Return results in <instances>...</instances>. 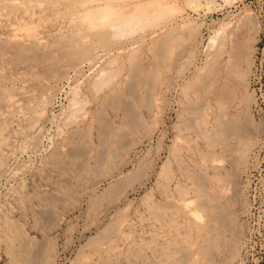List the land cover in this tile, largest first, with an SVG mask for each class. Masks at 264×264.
<instances>
[{"label":"rangeland","instance_id":"374dc122","mask_svg":"<svg viewBox=\"0 0 264 264\" xmlns=\"http://www.w3.org/2000/svg\"><path fill=\"white\" fill-rule=\"evenodd\" d=\"M143 6L147 8L142 10ZM133 7L147 11L145 16L151 12V16L141 26L127 27L133 30L122 31L125 34L110 25L104 30L85 29L93 15H105L103 19L107 20L114 17L113 13H126ZM249 24L251 29L254 24L257 29L260 27L257 49H250L252 73L247 76V92L253 101L243 107L233 105L228 113H237L235 116L240 119L237 115L248 112L250 118L241 132H247L245 138L250 146L245 153L235 151L232 164L229 158L236 143L220 142L216 137L209 144L199 135V130L213 135L217 128L210 96L204 97L203 121L198 120L195 128L182 127L185 113L191 114L182 111V104L192 94L181 88L204 62L206 43L218 29L244 36L243 30ZM159 34L172 35L176 41L173 60L170 65L159 62L162 81L156 86V97H150V103L147 97L143 103L146 96L141 92L142 103L138 101L142 105L134 101L132 111L141 126L122 128L127 114L111 102L106 92L117 87L114 91H121L120 82L128 74V54ZM96 54L99 58L104 55L97 59V73L87 67L76 68ZM111 62L118 66H110ZM121 66V70L116 69ZM110 72L122 76V80L117 75L111 77ZM101 73H107L103 75L108 78ZM100 75V83L91 78L98 79ZM91 80L98 86H88V82L92 85ZM101 82L104 86L100 92ZM102 96L108 103L99 99ZM122 97L127 103L133 102L130 95ZM71 98L75 108L71 107ZM97 106L103 109V117L111 126L128 134L122 145L113 150L110 160L104 159L102 167L96 166L92 174L87 168L95 167L94 155L100 147L94 121ZM80 127L90 132L88 145L83 143L84 138L78 139V134H71ZM69 134L73 142L80 140L79 143L68 146L64 141L70 138ZM177 136L188 140L185 142L190 150L183 154L187 170L171 159ZM71 145L89 152L85 160L88 167L82 172L75 166L80 161L67 156ZM209 149L214 152L210 158ZM163 165L174 173L173 178L176 175L173 185L179 184L177 187L172 186L173 181L165 187L168 181L160 175ZM195 173L205 178L209 196L222 195V206L233 210L232 231L213 235L216 241L220 237L233 242L230 245L220 239L218 253L227 256L220 264H264V0H0V264H32L30 255L39 245L44 251L35 264H173L166 253L171 250L170 245L198 238L194 226L189 224L198 202L191 183ZM164 200L170 203L169 207L179 206L178 210L164 207ZM155 204L160 210L156 212L158 216L149 210ZM100 234L109 237L100 238L93 247L88 244L90 238ZM102 241H108V246L103 247Z\"/></svg>","mask_w":264,"mask_h":264},{"label":"bare ground","instance_id":"6f19581e","mask_svg":"<svg viewBox=\"0 0 264 264\" xmlns=\"http://www.w3.org/2000/svg\"><path fill=\"white\" fill-rule=\"evenodd\" d=\"M149 2V1H147ZM150 3V2H149ZM157 4V3H156ZM132 5V4H131ZM144 5V3H143ZM150 5V4H149ZM134 6V4H133ZM136 6V5H135ZM140 6V5H138ZM153 6V5H152ZM131 7V6H130ZM144 7V6H143ZM142 7V10L146 9L145 7L143 8ZM163 7V6H162ZM134 8V7H133ZM133 8L131 10H128L126 13L123 11H118L116 13H113V16L112 18L110 19H103V16L105 15H102L101 14L99 15L98 17V14H96L97 16L94 17H89V19L87 20L85 26H86V30L90 31L92 29H100V30H104L106 27L108 28V26L110 25L111 26H114L117 30L119 29L120 30V33H124L125 30L127 29V27H129L130 25H132L133 29L135 28V24L136 25H143L144 23H142L143 21L147 20L146 18L149 17V15L151 14V12L148 14V16H145L146 12H143L137 8H134L136 10H133ZM113 9V8H111ZM110 9V11H112ZM148 9L151 10V8L148 7ZM155 9V8H154ZM123 10V9H122ZM140 12H139V11ZM149 10V11H150ZM108 12V10H107ZM105 13V12H104ZM111 14V13H110ZM107 15V13H106ZM108 16V15H107ZM151 16V15H150ZM81 18V17H80ZM85 18V17H83ZM150 19V18H149ZM85 20V19H83ZM81 23V21H80ZM83 23V22H82ZM242 23V21H241ZM240 23V24H241ZM244 24V23H243ZM80 25V24H79ZM140 25V26H141ZM83 26V27H85ZM239 26V25H238ZM138 27V26H137ZM136 27V28H137ZM113 28V27H112ZM130 30H133L131 28H129ZM127 29V30H129ZM142 29V28H141ZM238 29V28H236ZM114 30V29H113ZM81 32V30H79ZM118 31V30H117ZM124 31V32H122ZM244 31V30H243ZM114 32V31H113ZM76 33V32H75ZM79 34V33H78ZM77 34V35H78ZM81 34V33H80ZM79 34V36H80ZM84 34V32H83ZM86 34V33H85ZM125 34V33H124ZM127 34V33H126ZM231 35L228 34V31H226V28H220L216 31V33H214L213 36H211L208 40V42L206 43V50L204 52V62L201 63L202 65L200 67H197L195 68V71L193 74V76L191 77V79H189L188 81H186V83H184V86L181 88V91L184 92V93H191L192 94V98L189 97V99H187V101H184L183 104H182V111H191V114H186L184 115V119H183V124H182V127L184 126V128H186V130L190 129L191 128H195L196 125V122H198V120H202V116H203V104H204V97H207V96H210V99L209 101H211L212 105L213 106V110L212 111L214 113V123L217 128L215 129V133L212 135H207L208 133H204V132H201V130H199V135L201 137V139L203 140H209V144H211L210 142H214V139L217 137L220 142L221 140H223L222 142L226 141V142H231L232 141V144L236 143L233 147V150H232V154L230 155V157L233 155V153L235 151H241V152H247L246 150H248L250 144L247 142L249 140H246L245 137V134L247 135V132H244V135L243 133L241 132V129H242V125H244V123L248 120V118H250L248 112L245 111V113L241 115H237L239 118H237L235 115L237 114H234L231 115L230 113H228L229 111V108L233 105L235 106H241L243 104H248L250 102L253 101V97H251L250 95V92H247V83H248V75L252 73V70H251V59L250 57V52L251 50L250 49H253L252 46L251 47H248L249 44H248V41L245 37V35H241L240 33H233ZM85 36V35H84ZM88 36V35H86ZM151 37V36H150ZM86 38V37H85ZM79 39V38H78ZM83 39V38H82ZM173 39V36L172 35H166V34H159V35H156L154 38H152L150 40L149 43H147L146 45L143 44V46L140 48V49H137V51L134 49V51L130 54H128L127 56V62H128V67H126L127 69V79L124 81V82H120V83H117L119 84L121 87H120V90L121 91H114L115 89H117V84L114 85L116 86L117 88H115L114 90H111L109 89V93L106 92V95L109 94V97H110V100L111 102H113L118 108L122 109L127 115V120L125 121V123L123 124L122 128L124 126H128L129 128H135V127H139L141 126V123H139V121H137L136 118H139L138 116L135 117V115L133 114L134 111H132V106L134 104V101H140L141 102V96L142 94H140L141 92L143 93L144 95V100H142V102L146 101V98L148 97V102L150 101V97H156V86H159L160 82L162 81L161 80V77H160V72L161 70L159 71V67H160V63L159 62H162L161 64L163 63H167L170 65V61L173 60V49L174 46H175V43L176 41L172 40ZM73 43H76L75 42V39L72 38ZM79 41V40H78ZM82 41V40H81ZM80 41V42H81ZM83 42V41H82ZM118 51V49H116ZM253 51V50H252ZM112 52V51H111ZM119 52V51H118ZM97 53V51H96ZM102 53V52H101ZM104 53V51H103ZM129 53V52H128ZM106 54V53H105ZM145 54V56L147 57H143V55ZM101 57L104 55H100ZM107 56V55H106ZM175 56V55H174ZM101 57L99 58L98 54L94 55V56H89L88 58H86L85 60H83L82 62H80L78 65L79 66H76V68L78 69H83V67H87L90 70V72L92 70H95L97 68H95L96 64H97V61L99 59H101ZM102 57V58H103ZM118 57V56H117ZM99 58V59H98ZM123 58V57H122ZM146 58V59H145ZM98 59V60H97ZM110 59H113V56H111ZM116 58H114L115 60ZM103 61V60H102ZM106 61V60H105ZM108 61V60H107ZM107 61L106 63L104 64L105 66H107ZM116 61V60H115ZM115 61H113L115 63ZM118 61V60H117ZM125 61V60H124ZM100 62V61H99ZM113 62L111 63H108L109 65H117V64H113ZM119 62V61H118ZM122 62V61H121ZM169 62V63H168ZM102 63V62H101ZM120 63V62H119ZM172 63V62H171ZM121 64V63H120ZM123 64V63H122ZM125 64V63H124ZM99 65V64H98ZM110 65V66H111ZM173 65V64H172ZM200 65V64H199ZM118 66V65H117ZM126 66V65H124ZM98 67V66H97ZM102 66L99 65L98 68H101ZM75 68V67H74ZM94 68V69H92ZM103 68V67H102ZM112 68V67H111ZM116 68V67H115ZM121 70L122 66L121 67H118L116 68L117 70ZM124 68V67H123ZM164 68V67H163ZM166 68V67H165ZM104 69V68H103ZM106 69V68H105ZM84 70V69H83ZM99 70V69H98ZM114 70V69H113ZM116 70V71H117ZM79 71V70H78ZM103 71V70H102ZM111 71V69H110ZM88 72V71H87ZM95 72L97 73L98 71L95 70ZM115 72V71H114ZM114 72H110L109 75H111V77L114 78L115 74ZM122 72V71H119V73ZM89 73V72H88ZM93 73V72H91ZM100 73V71H99ZM113 73V74H111ZM125 73V72H124ZM95 74V73H94ZM102 75L104 73H101ZM163 74V73H162ZM88 75V74H87ZM92 75V74H91ZM90 75V76H91ZM99 75V74H97ZM95 74V76H97ZM104 75H108L107 73L104 74ZM103 75V76H104ZM85 76V75H83ZM94 76V75H93ZM91 77V78H94V81H97L99 82L101 79L100 78H103V76H98V79H96L95 77ZM115 76L117 78H121L122 76ZM86 77V76H85ZM100 77V78H99ZM105 77V76H104ZM108 78V76H106ZM105 77V78H106ZM166 77V76H165ZM82 78V77H81ZM89 78V76H88ZM86 80V79H85ZM103 80V79H102ZM101 80V81H102ZM106 80V79H105ZM114 80V79H113ZM122 80V78H121ZM168 80V79H167ZM166 80V81H167ZM87 81H89L87 79ZM86 81V82H87ZM93 80H91L92 82ZM93 81L92 85H89L90 82H88V86H92L91 88H93L94 85H96V83ZM164 81V80H163ZM111 82V81H110ZM117 81H115L114 83H116ZM100 83V82H99ZM102 83V82H101ZM163 83V82H162ZM169 83V81H168ZM113 84V83H112ZM87 85V83H86ZM173 85V84H172ZM98 86V84L96 85ZM104 86L103 83L102 85L99 86L100 88V92H101V87ZM108 86V85H107ZM97 87H95L96 89ZM109 88V87H108ZM160 88V87H159ZM105 89V88H104ZM119 89V88H118ZM165 89V87L163 88ZM168 89V88H167ZM103 90V89H102ZM159 90V89H158ZM169 90V89H168ZM173 90V89H172ZM94 91H99L98 90H94ZM166 91V90H165ZM162 92V91H161ZM180 92V91H179ZM164 93V91H163ZM169 93H170V90H169ZM249 93V94H248ZM183 94V93H182ZM74 95V94H73ZM105 95V96H106ZM122 95H130V97L132 98L133 97V102L130 101V103H127L125 102L122 98ZM171 95V94H170ZM176 95V94H175ZM104 96V97H105ZM188 96V95H187ZM107 96V98H109ZM126 97V96H125ZM159 98L161 96H158ZM174 97V96H173ZM177 98V97H176ZM209 98V97H208ZM100 100L103 99V96L101 98H99ZM125 99V98H124ZM128 99V98H127ZM162 99L161 101H163V98H160ZM173 99V98H172ZM207 99V98H206ZM75 100V99H74ZM105 100H107V103H108V99H103V103L105 102ZM165 100V99H164ZM176 100V99H175ZM208 100V99H207ZM72 102V98L71 100H69ZM129 101V100H127ZM139 101L137 103H139ZM156 101V100H155ZM207 101V104L208 102ZM75 102V101H74ZM101 102V101H99ZM141 102V103H142ZM143 102V103H144ZM153 102V101H152ZM151 102V103H152ZM141 103H139L140 105H142ZM150 103V102H149ZM169 103V102H167ZM206 103V102H205ZM72 106L71 107H74L76 105L73 106V104H76V103H71ZM70 104V105H71ZM99 104V103H98ZM106 104V103H104ZM104 104H101V107L103 105L104 107ZM113 104V106H114ZM148 104V103H146ZM161 104V103H160ZM166 104V102H165ZM210 104V102H209ZM150 105V104H148ZM83 106V105H82ZM100 106V105H99ZM137 106L136 104L134 105V107ZM147 106V105H145ZM152 106V105H150ZM77 109L76 110H80L79 109V106L77 104ZM98 107V106H97ZM109 107V106H108ZM243 107V106H241ZM73 108V109H74ZM99 108V107H98ZM205 108L207 109V107L205 106ZM212 108V107H211ZM236 108V107H235ZM232 109V108H231ZM234 109V108H233ZM250 109V108H249ZM97 110V109H96ZM95 110V119L94 121L96 120L97 122V126H98V142H99V145H98V152L94 155V159H95V167H90V168H87L88 166L86 165L85 163V160L87 158V152L84 151V149H80L79 145H76V146H72L71 147V150H69V152L67 153V156L70 157L72 160H79L80 162L78 163V165H75L78 169V171H81V170H85L86 168L89 169L88 171L92 172V174H94V170L96 168V166L100 165L102 167V164L101 162L103 163L104 159L105 160H108L109 158H111L110 156L112 155L113 153V150L115 148H117V146H121L122 143H123V139L126 135V131H124V129L120 128H116L114 126H111L107 120L104 119L103 117V109L101 110V108H99L97 111ZM119 110V109H118ZM147 110V109H146ZM151 110V108H150ZM164 110V109H163ZM205 110V109H204ZM237 110V109H236ZM241 110V109H240ZM239 109L237 110L240 111ZM243 111L245 109H242ZM75 110H73L72 112H74ZM211 111V110H209ZM209 111H207L208 113H210ZM231 112V111H229ZM235 112V111H234ZM81 113V112H79ZM152 113V112H151ZM206 113V112H205ZM207 113V114H208ZM212 113V114H213ZM248 114V116L245 114ZM122 114V113H121ZM156 114V113H155ZM239 114V113H238ZM128 115H129V119H128ZM92 116V114H91ZM106 116V115H105ZM178 116V115H177ZM208 116V115H207ZM210 116V115H209ZM213 116V115H211ZM93 117V116H92ZM183 117V116H182ZM94 118V117H93ZM156 118V117H155ZM177 118V117H176ZM212 118V117H211ZM126 119V118H125ZM154 119V118H152ZM179 119V120H181ZM84 120V119H83ZM140 120V119H139ZM143 120V119H141ZM151 120V119H150ZM213 120V119H212ZM93 121V120H92ZM91 121V122H92ZM123 121V120H122ZM203 121V120H202ZM69 122V121H68ZM110 122V121H109ZM152 123L150 124H153V120L150 121ZM182 122V121H180ZM242 122V123H241ZM248 122V121H247ZM63 123V122H62ZM71 123V122H70ZM68 123V124H70ZM72 123H74L72 121ZM207 123V122H206ZM149 124V125H150ZM180 124V125H181ZM200 124V123H198ZM247 124V123H246ZM96 125V123H95ZM208 125H210V123H208ZM71 126V125H70ZM77 126V124H76ZM88 126V125H87ZM86 126V127H87ZM148 126V125H147ZM151 126V125H150ZM155 126V125H154ZM204 126V125H203ZM79 127V126H78ZM143 127V125H142ZM211 127V126H210ZM209 127V128H210ZM246 127V126H245ZM81 128V127H80ZM214 128V127H213ZM75 129V128H74ZM132 129V130H133ZM143 129V128H142ZM183 129V128H182ZM181 129V130H182ZM211 129V128H210ZM180 130V131H181ZM185 130V131H186ZM206 130V129H205ZM214 130V129H213ZM243 130H244V127H243ZM242 130V131H243ZM194 131V129H193ZM196 131V130H195ZM198 131V130H197ZM212 131V130H211ZM246 131V130H245ZM147 132V131H146ZM179 132V131H178ZM210 132V131H209ZM89 131L87 128L83 127L81 129H76V130H73L71 131V134H78L79 136L78 139L80 138H84L83 140V143L88 145V142L90 139L89 138ZM195 133V132H194ZM197 133V132H196ZM128 134V133H127ZM182 134V132L180 133ZM186 134V133H185ZM179 135V134H177ZM70 136V134H69ZM73 136V135H72ZM92 136V135H91ZM174 136V135H173ZM184 137V135H182ZM198 136V135H197ZM183 137H180V136H177L175 137V140H174V144H173V147H172V153L173 154V158L171 159H174V163L178 166H180L181 164L185 165L183 163V154H185L186 152H188V144L185 142V140H183ZM174 139V138H173ZM62 141V140H61ZM80 141V140H79ZM79 141H76V142H73V138L70 136V138H67L65 139L64 142L68 143V146L69 144H78ZM172 141V140H171ZM188 141V140H186ZM78 142V143H77ZM82 142V141H81ZM189 143V142H188ZM208 143V141H207ZM231 144V145H232ZM208 146V144H207ZM210 146V145H209ZM215 147V146H214ZM214 147H212V150H215L213 149ZM217 147V146H216ZM220 147V146H219ZM210 148V147H209ZM220 149V148H218ZM231 150V149H230ZM62 151V150H61ZM169 151V150H168ZM200 152V151H199ZM222 152V151H221ZM89 153V152H88ZM167 153V152H166ZM210 154L209 158L212 156V153L211 152V149H209V152ZM216 153V151H215ZM219 153V152H218ZM208 154V155H209ZM61 155V154H60ZM215 155V154H214ZM213 155V156H214ZM235 155L236 152H235ZM59 156V155H58ZM171 156V155H170ZM207 156V155H206ZM244 156V155H243ZM60 157V156H59ZM89 157V156H88ZM231 159V160H230ZM233 159H235V156L229 158V161L230 163L233 162ZM110 160V159H109ZM167 160V159H166ZM87 161V160H86ZM88 163V162H87ZM166 163V161H165ZM169 163V162H168ZM167 163V164H168ZM94 164V163H93ZM232 164H235L234 162ZM162 169H161V172H160V175L162 176V178H164V181H168V185L165 186V187H168L169 186V182H172V186L173 187H177L176 185L174 186L173 184H175V177L173 178V175L174 173L172 174V172H170L171 170H169L168 166L166 165H163L161 166ZM170 167V166H169ZM199 167V166H198ZM100 168V167H99ZM107 168V167H106ZM186 168V165L185 167ZM196 168V167H195ZM98 169V168H97ZM194 169V168H193ZM192 169V170H193ZM197 169V168H196ZM187 170V168L185 169ZM184 170V171H185ZM216 170V169H215ZM97 171V170H96ZM107 171V170H106ZM183 171V172H184ZM82 172V171H81ZM177 172V171H176ZM175 172V173H176ZM180 172V171H178ZM177 172V173H178ZM182 173V172H181ZM186 173V172H185ZM196 173H199V172H196ZM195 173V174H196ZM201 173V172H200ZM180 174V173H179ZM178 174V176H179ZM205 174V173H204ZM232 174V173H231ZM233 175V176H232ZM231 176L234 177V174H232ZM194 175L192 174V177ZM71 177V176H70ZM205 177V176H204ZM233 179V178H231ZM179 180V179H178ZM192 180V179H191ZM187 181V180H186ZM192 183V187L193 190H195V193L198 197V202H197V210L192 214V218L190 220L189 218V223L187 220L186 222H188L190 224V227L194 226L195 228V231L197 232L198 234V238H196L197 240H194V241H187L186 239L184 240H179V242H174L173 244L170 245V248L171 250L169 251H166L169 252V256H167L168 258H170V260L173 262V264H211L212 262H215V261H218L219 264L220 262L223 263L224 261H226V254H223V256H221L218 251H219V243L221 242L222 238L219 237V240H218V237H217V240L216 241L214 239V234L217 235H221L223 232H226V231H232V218L234 217L232 215V212L233 210H229L227 209L226 207L222 206L221 202L219 201V198L222 196H218L216 195V197L214 196H209L208 192L206 191V188L205 187V178H203L202 175L200 174H196L194 179H193V182ZM224 184V182H223ZM223 184H222V187H223ZM184 185V184H183ZM207 185V184H206ZM227 185V184H226ZM230 186H232L231 184H229ZM228 185V186H229ZM227 187H224V188H228ZM165 189V188H164ZM173 189V188H172ZM179 189V188H178ZM181 189V188H180ZM40 190V189H39ZM224 190V189H223ZM226 190V189H225ZM110 191V188L108 187L107 189V193ZM174 192H178L176 191L175 189H173ZM222 191V190H221ZM181 192V191H180ZM172 193V192H171ZM224 193V192H223ZM173 194V193H172ZM172 194H169V195H172ZM179 194V193H178ZM183 194V193H182ZM220 194V193H219ZM224 194H228V193H224ZM165 195V194H164ZM180 195V194H179ZM173 196V195H172ZM225 196V195H224ZM167 197V196H166ZM196 197V196H195ZM196 197V199H197ZM227 197V196H226ZM229 197V196H228ZM185 198V197H184ZM172 199V198H171ZM49 200V199H48ZM175 200V199H174ZM221 200V199H220ZM226 200V199H225ZM228 200V199H227ZM165 202V203H164ZM164 207H169L168 204H166L167 202L164 200ZM173 202V201H172ZM161 203V205H162ZM176 203V202H175ZM94 204V203H93ZM92 204V206H93ZM159 204V203H158ZM91 205V204H90ZM196 205V204H195ZM160 206V205H158ZM179 207V206H177ZM176 207V205H171L169 207V209H173V211H177L178 208ZM177 208V209H176ZM149 210H151V212L153 213V215H157V210L160 211L158 209V207L155 205H151V207H149ZM180 210V209H179ZM168 211V209H167ZM182 211V210H181ZM191 211V210H190ZM46 212V211H45ZM162 212V211H161ZM171 213V211H170ZM173 213V212H172ZM169 214V212H168ZM177 214V213H175ZM123 216V215H122ZM158 216V215H157ZM171 217V216H170ZM186 217H189V216H186ZM159 218V217H158ZM204 219L203 222H201L200 220L201 219ZM155 220V219H153ZM162 220V219H161ZM172 220V219H171ZM174 221V220H173ZM172 221V223H173ZM167 222V221H166ZM175 223V222H174ZM173 223V224H174ZM167 224V223H166ZM165 224V225H166ZM172 224V225H173ZM188 224V225H189ZM115 225V224H114ZM186 225V223H185ZM120 225L116 226V227H119ZM187 226V225H186ZM112 227V226H111ZM189 227V228H190ZM234 227V226H233ZM171 229V228H170ZM236 230V229H235ZM118 231V230H117ZM195 232V233H196ZM107 234V233H106ZM229 234V233H228ZM234 234V232H233ZM170 235V234H169ZM225 235V234H224ZM235 235V234H234ZM11 236V235H10ZM230 236V235H229ZM109 235H102L100 234L99 237H93V238H90L89 241H88V244H90L92 247L96 244V242L102 238V240H106L108 239ZM223 237V236H222ZM225 237V236H224ZM233 237V235H232ZM11 238V237H10ZM170 238V237H169ZM231 238V236H230ZM225 240V239H224ZM222 240V242L224 241ZM8 241V240H7ZM12 241V239L10 240ZM110 241V239H109ZM226 243H229L227 240H225ZM234 241V240H233ZM104 241L101 242V244H103ZM107 243H109L108 241H106ZM232 242V240H231ZM236 242V241H235ZM107 243H104L105 246L107 247L108 245H106ZM225 243V242H223ZM222 243V245H223ZM233 243V242H232ZM231 243V244H232ZM100 244V242H99ZM100 244V245H101ZM104 244H103V247H104ZM166 244V243H165ZM168 244V243H167ZM166 244V245H167ZM230 244V243H229ZM230 244V245H231ZM236 244V243H234ZM10 245V243H9ZM43 245V244H42ZM97 245V244H96ZM228 245V244H227ZM230 245H229V248H230ZM22 247L24 245H21ZM102 246V245H101ZM161 246H164V245H161ZM223 246H226V245H223ZM222 246V247H223ZM13 247V246H12ZM165 247V246H164ZM234 247H236V245H234ZM36 249H34L35 251H33V253H31L30 255V261L32 262V264H35L36 263V260L38 258H40L43 254V247L41 245H39L38 247H35ZM169 248V247H167ZM228 248V249H229ZM11 249V248H10ZM26 249V248H25ZM92 249V248H91ZM94 250L97 249L96 247L93 248ZM92 249V250H93ZM100 248H98L99 250ZM162 249V248H161ZM166 249V248H165ZM227 249V250H228ZM102 250V249H101ZM234 250V248H233ZM236 250V249H235ZM28 251V250H27ZM109 251V250H108ZM163 251V250H162ZM229 251H231V249H229ZM238 251V250H237ZM93 252V251H92ZM164 252V251H163ZM225 252V251H224ZM26 253V252H24ZM23 253V254H24ZM220 253H223V252H220ZM22 254V253H21ZM20 254V255H21ZM27 254V253H26ZM25 254V255H26ZM133 254V253H132ZM137 254V253H136ZM233 254H231L230 256L232 257ZM235 255V254H234ZM238 255V254H237ZM134 256V255H133ZM161 261V260H160ZM228 262V261H227ZM213 264V263H212ZM215 264V263H214ZM217 264V263H216Z\"/></svg>","mask_w":264,"mask_h":264},{"label":"crops","instance_id":"0c3cea01","mask_svg":"<svg viewBox=\"0 0 264 264\" xmlns=\"http://www.w3.org/2000/svg\"><path fill=\"white\" fill-rule=\"evenodd\" d=\"M245 34L247 35L248 38V47L253 48V50L257 49V45H258V40H259V36H260V27L258 25V29L255 27V24L252 26L251 29V25H247V27H245L244 29ZM258 39V40H257Z\"/></svg>","mask_w":264,"mask_h":264}]
</instances>
